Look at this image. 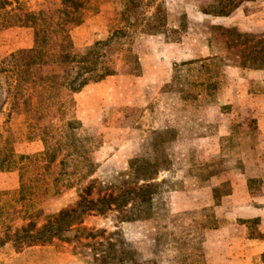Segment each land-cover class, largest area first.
Segmentation results:
<instances>
[{
  "label": "rangeland",
  "instance_id": "obj_1",
  "mask_svg": "<svg viewBox=\"0 0 264 264\" xmlns=\"http://www.w3.org/2000/svg\"><path fill=\"white\" fill-rule=\"evenodd\" d=\"M218 1L227 0H133L124 35L109 31L120 15L119 5L108 1L72 30L74 53L95 59V71L83 75L76 65H51L47 72L59 76L61 96L73 100L76 119L100 141L90 153L97 167L83 185L97 182L93 199L156 185L148 204L151 219L121 222L116 210L93 215L82 227L95 236L21 252L9 244L0 248V264H115L107 240L117 244L126 264H178L181 252L192 254L198 243L207 264H226L232 247L245 237H261L259 220L240 218L229 196L245 184L253 198L264 196V68H240V53L227 48L230 39L222 32L236 29L251 41L263 37L264 0L246 1L226 18L209 14ZM24 2L38 11L56 8L59 1ZM32 45L31 29L0 31V133L12 129L18 155L43 150L39 138L26 139L22 119L11 114L12 57ZM213 57L222 60L213 98L184 101L164 94L175 65ZM108 70L114 74L98 81ZM86 78L89 83L73 93ZM136 159L151 164L145 167L152 180L138 182L130 174ZM19 187L17 171L0 172V193ZM215 189L224 192L218 199ZM79 194L71 187L47 197L41 204L44 215L75 207ZM256 260L264 264V256L252 264Z\"/></svg>",
  "mask_w": 264,
  "mask_h": 264
},
{
  "label": "trees",
  "instance_id": "obj_2",
  "mask_svg": "<svg viewBox=\"0 0 264 264\" xmlns=\"http://www.w3.org/2000/svg\"><path fill=\"white\" fill-rule=\"evenodd\" d=\"M58 1L56 8L35 11L24 0H0V31L12 27L33 31V45L12 57L15 84L11 114L22 119L27 140L39 138L43 144V150L37 154L18 155L14 150L18 138L12 129L6 127L0 133V172L17 171L20 180L17 191L0 193V248L10 244L17 252L48 246L55 241L71 243L78 238L95 236L91 230L82 227L93 215L102 216L116 210L121 222L149 220L152 214L148 204L157 189L156 185L143 184L124 189L116 196L92 198L97 182L91 181L86 187L83 183L97 167L90 153L100 146L99 138L87 134L75 117L73 100L61 96L59 76L47 72L51 65H76L83 75L93 73L97 61L74 53L72 30L89 16L99 13L101 3L115 1L120 17L113 23L109 21V31L113 35H124L130 25L127 5L133 0ZM246 1L251 0L218 1L219 6H213L209 14L226 18ZM222 33L230 39L227 48L240 53V68H264V36L251 41L236 29H224ZM241 47L244 48L239 50ZM221 62L213 57L175 65L171 83L165 86L164 94L180 95L184 101H197L201 95L213 98ZM113 74L108 70L98 77V81ZM88 83L86 78L71 91L78 93ZM145 166L152 168L151 164L138 159L131 162L130 174L136 181L153 179L147 176ZM71 187L80 191L76 206L45 216L42 202ZM219 193L224 194L220 189L214 190L215 199ZM201 245L198 243L192 254L182 251L178 264H207ZM98 246L105 244L98 243ZM107 246L111 248L109 255L115 264H126L116 243L107 240ZM103 260L106 261L105 255Z\"/></svg>",
  "mask_w": 264,
  "mask_h": 264
},
{
  "label": "crops",
  "instance_id": "obj_3",
  "mask_svg": "<svg viewBox=\"0 0 264 264\" xmlns=\"http://www.w3.org/2000/svg\"><path fill=\"white\" fill-rule=\"evenodd\" d=\"M253 196L254 195L249 193L247 184H245V186L239 190L236 188L229 198L235 200L237 206L235 211L240 213V218L246 220H259L258 229L261 237H245V240L241 241L237 248L232 247L226 264H252L254 259L264 256V196L260 195L257 198H253ZM240 199H243V203L238 204ZM255 202L258 203V205H254ZM245 229L247 231V228ZM234 245H237V242L234 243ZM257 260L255 264H263L259 263Z\"/></svg>",
  "mask_w": 264,
  "mask_h": 264
}]
</instances>
